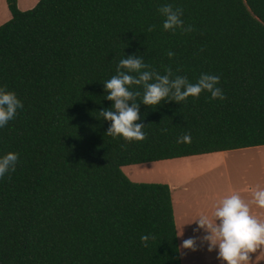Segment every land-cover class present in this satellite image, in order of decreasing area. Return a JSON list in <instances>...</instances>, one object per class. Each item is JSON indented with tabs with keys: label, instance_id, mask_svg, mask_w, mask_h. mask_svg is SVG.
<instances>
[{
	"label": "trees",
	"instance_id": "1",
	"mask_svg": "<svg viewBox=\"0 0 264 264\" xmlns=\"http://www.w3.org/2000/svg\"><path fill=\"white\" fill-rule=\"evenodd\" d=\"M5 2L0 86L23 107L0 128V155L19 154L0 178V264H181L169 185L122 168L264 145V0ZM128 57L144 67L121 72L151 77L128 85L139 141L110 135L102 114L115 111L104 83ZM201 73L220 77L224 99L176 100L172 82ZM162 76L169 94L144 103Z\"/></svg>",
	"mask_w": 264,
	"mask_h": 264
},
{
	"label": "clouds",
	"instance_id": "2",
	"mask_svg": "<svg viewBox=\"0 0 264 264\" xmlns=\"http://www.w3.org/2000/svg\"><path fill=\"white\" fill-rule=\"evenodd\" d=\"M162 12L166 14L163 23L164 30L174 29L182 21L177 12L172 11L169 6H165ZM149 31L152 26H149ZM171 54V53H170ZM144 65L139 58L128 57L120 59L117 65V74L106 80L104 87L107 92V99L114 101L112 110L103 111L105 119L111 121L108 133L112 136H122L126 140H143L145 133L144 126L135 123L139 119L138 108L133 103L128 104L133 93L128 85L139 84L148 81L150 73H141L139 79L120 71L121 68L139 71ZM220 77L218 75L201 73L196 83H186L185 77H179L172 82L175 88V99L185 100L189 96L198 97L202 91L210 93L212 99H224L223 90L219 87ZM169 80L167 76L158 77L157 83L146 84V91L143 101L146 104H158L162 98L169 94ZM184 90L181 91V86ZM22 101L15 91L0 86V128L4 127L12 120L17 110L22 108ZM184 140H189L190 135L186 134ZM19 161V154L14 151L0 155V178L6 173L15 171ZM255 205L259 209H264V187H255L251 190V199L245 200L239 192H232L221 198L212 211V217L219 220L214 224L205 214H200L195 222L198 227L210 230L209 239L218 247V255L226 264H249L250 253L264 246V218H261L252 211ZM143 241L148 240V236H142ZM184 246H190L192 240L183 241Z\"/></svg>",
	"mask_w": 264,
	"mask_h": 264
},
{
	"label": "rangeland",
	"instance_id": "3",
	"mask_svg": "<svg viewBox=\"0 0 264 264\" xmlns=\"http://www.w3.org/2000/svg\"><path fill=\"white\" fill-rule=\"evenodd\" d=\"M37 1L17 0V5L24 11L32 8ZM9 18L6 2L0 0V24ZM255 148L178 157L122 168L133 182H159L170 186L181 264H226L218 255V247L209 239L210 230L198 227L195 221L200 214H205L214 224L219 223L218 219L212 217L216 203L230 195L231 189L240 182L252 181V175L243 172L254 171L253 162L248 156L257 150ZM254 176L264 180L260 171ZM252 211L254 213L253 207ZM188 239L192 240V244L186 247L183 241ZM249 255L252 262L253 253Z\"/></svg>",
	"mask_w": 264,
	"mask_h": 264
},
{
	"label": "crops",
	"instance_id": "4",
	"mask_svg": "<svg viewBox=\"0 0 264 264\" xmlns=\"http://www.w3.org/2000/svg\"><path fill=\"white\" fill-rule=\"evenodd\" d=\"M253 147H257V148H255L257 150L252 151L251 155H249L248 158L250 161L253 162V165H254L253 170L254 171H252V172L244 171L243 172L245 175H252V177H250V178H252L251 179L252 181H249V182H248V180L242 181L238 184V186L236 185L237 187L232 188L231 192H230V193L239 192L245 200L251 199V190L253 188H255L257 186L264 187V180L259 178V177L254 176L259 171L264 176V150L263 151L261 150V149H264V145L253 146ZM249 148L250 147L233 149V150L236 151V150L243 149L246 151V149H249ZM227 151H231V150H227ZM227 151H220V152L221 153H227ZM238 174H239V170H238ZM244 174H242V180H244L243 179ZM171 197H172V195H171ZM172 206H173V201H172ZM252 207L254 208V214H257L261 218H264V209H259L255 205H253ZM173 213H174V210H173ZM174 219H175V216H174ZM249 264H264V246L258 247L257 250L255 252H253L252 262L250 261Z\"/></svg>",
	"mask_w": 264,
	"mask_h": 264
}]
</instances>
